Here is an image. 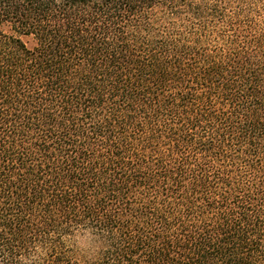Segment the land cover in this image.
<instances>
[{"label": "trees", "instance_id": "obj_1", "mask_svg": "<svg viewBox=\"0 0 264 264\" xmlns=\"http://www.w3.org/2000/svg\"><path fill=\"white\" fill-rule=\"evenodd\" d=\"M0 264H264V0H0Z\"/></svg>", "mask_w": 264, "mask_h": 264}]
</instances>
